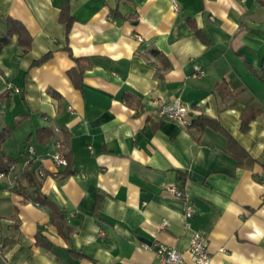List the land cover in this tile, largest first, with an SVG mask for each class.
Wrapping results in <instances>:
<instances>
[{
    "label": "crops",
    "instance_id": "1",
    "mask_svg": "<svg viewBox=\"0 0 264 264\" xmlns=\"http://www.w3.org/2000/svg\"><path fill=\"white\" fill-rule=\"evenodd\" d=\"M177 1L179 12L170 0H0V39L9 18L29 35L26 51L16 32L0 46V130L11 128L0 152L15 159L0 177V264H151L157 243L184 250L194 230L214 264H264V0ZM175 97L198 111L187 128L157 116ZM244 110L256 115L243 131ZM206 118L237 143L240 163L225 135L200 126ZM44 127L66 131L68 168L45 155ZM29 144L68 242L48 208L11 191ZM39 230L49 249L34 245Z\"/></svg>",
    "mask_w": 264,
    "mask_h": 264
},
{
    "label": "trees",
    "instance_id": "2",
    "mask_svg": "<svg viewBox=\"0 0 264 264\" xmlns=\"http://www.w3.org/2000/svg\"><path fill=\"white\" fill-rule=\"evenodd\" d=\"M117 10H112L113 14H116ZM73 16L69 14L68 8L63 7L61 9V20H66L67 22V29L70 27V23L73 21ZM197 35L200 36L201 39L202 35L198 30H194ZM18 33L19 34V40L20 43L24 47V51L28 49L29 46V35L27 34L24 26L20 24L17 20H14L12 18L7 19V32L5 35H3L0 39V46L3 45L8 41V37L12 33ZM28 38H24L26 36ZM150 53L153 56L158 57L160 60H165L164 55L157 49L150 50ZM50 56V53H46L43 55L40 59L36 61V63L43 62ZM79 61V59H76ZM165 69L168 68V63H164L163 66ZM69 77L73 80V82H76L75 78L78 79L81 78L82 69H76L73 68L71 71L68 72ZM127 95H125L126 97ZM128 97V96H127ZM256 113L249 110H244L241 114V130H246L248 128V124L250 120H252L255 117ZM194 121L192 122V124ZM200 126H209L215 131L221 132L223 135H225L227 139V148L231 154H233L236 158H238L239 163L240 161V155L238 151L235 149L236 142L233 140V138L219 125V123L211 118H206L205 121L200 122ZM11 135V128H3L0 130V149L2 146V143ZM37 139L39 142H46L51 137L55 135L54 129H51L49 127H44L36 132ZM59 142H60V149L64 152L66 159H67V165L66 168L70 165V151H69V144H68V135L66 134V131L64 129H60V135H59ZM245 157V156H244ZM15 167V159L9 155H5L3 152H0V172H3L5 174L9 173L11 170H13ZM38 167L33 166V161L28 163L24 166L22 169L19 178H17L14 182V184L11 187V191L21 194L24 196V200L31 199L32 201L36 202L38 205L44 206L48 208L50 212V220L51 223L56 227L57 232L59 236H61L66 242L69 241L70 235H71V228L68 226L65 214L62 210V208L56 204L53 200H51L46 194L41 192V184L42 179L37 174ZM69 170L65 169V174H68ZM181 178V176H179ZM31 190V191H30ZM2 242H6V238H1ZM8 241V240H7ZM34 245L41 246L43 248L49 249L52 246V243L41 233V231H37L34 236Z\"/></svg>",
    "mask_w": 264,
    "mask_h": 264
},
{
    "label": "built area",
    "instance_id": "3",
    "mask_svg": "<svg viewBox=\"0 0 264 264\" xmlns=\"http://www.w3.org/2000/svg\"><path fill=\"white\" fill-rule=\"evenodd\" d=\"M171 9L173 12L180 11V4L177 0H170ZM194 76H203L204 70L199 66H194ZM157 116L160 118H166L179 124L183 128H187L191 125L193 116L198 111L188 105H186L179 97H175L169 101L162 103L157 109ZM55 135L53 136L48 149L45 151V155L50 158L54 166L58 169L67 165V159L64 152L60 149L59 135L60 129L53 128ZM26 156L24 164L27 165L33 159L32 156L35 153V147L31 144L25 148ZM37 174L43 178L46 176V172L43 168H38ZM5 173L0 172V177ZM262 186L264 189V179L262 180ZM166 190L176 198L185 199L187 197L174 182H170L165 186ZM194 213L193 206L188 204L185 207V216L187 219L192 217ZM165 224V221L161 223V226ZM1 246V236H0ZM221 250H223L221 248ZM1 254V250H0ZM154 254L156 260L151 264H185L186 256L195 264H214L212 262V256L209 251L208 239L204 232L200 230H194L190 236L187 247L184 250H179L174 247L166 246L162 243H157L154 247Z\"/></svg>",
    "mask_w": 264,
    "mask_h": 264
},
{
    "label": "water",
    "instance_id": "4",
    "mask_svg": "<svg viewBox=\"0 0 264 264\" xmlns=\"http://www.w3.org/2000/svg\"><path fill=\"white\" fill-rule=\"evenodd\" d=\"M138 239L143 241V242H145V243H149L150 244L149 240H147L146 238H144L142 236H138Z\"/></svg>",
    "mask_w": 264,
    "mask_h": 264
},
{
    "label": "rangeland",
    "instance_id": "5",
    "mask_svg": "<svg viewBox=\"0 0 264 264\" xmlns=\"http://www.w3.org/2000/svg\"><path fill=\"white\" fill-rule=\"evenodd\" d=\"M19 144L21 143V142H18ZM9 144H7V145H4V148H5V150H8L9 148ZM11 147V146H10Z\"/></svg>",
    "mask_w": 264,
    "mask_h": 264
}]
</instances>
